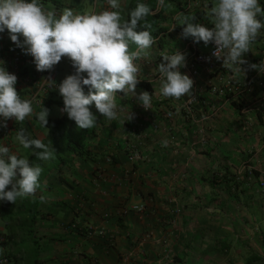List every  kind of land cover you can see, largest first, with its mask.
Returning a JSON list of instances; mask_svg holds the SVG:
<instances>
[{"label": "crops", "instance_id": "obj_1", "mask_svg": "<svg viewBox=\"0 0 264 264\" xmlns=\"http://www.w3.org/2000/svg\"><path fill=\"white\" fill-rule=\"evenodd\" d=\"M40 2L57 15L65 8L80 14L111 10L107 0ZM132 2L120 0L125 19ZM215 2L164 0L157 10L161 17L156 25L164 32L154 38L147 56L134 61L140 68L138 80L152 89L154 118L137 99L144 91L136 88L135 97L122 93L116 98L124 109L118 119L92 112L97 124L84 140L87 155L60 172L51 171L42 189L18 198L12 208L0 201V258L6 257L7 264H264V90L257 87L259 70L250 67L264 62V29L242 56L243 73L218 63L199 67L193 77V54L208 52L210 44L203 50V41L185 38L186 25L177 17L195 16L191 23L211 30L207 12ZM259 3L264 7V0ZM258 19L264 22V16ZM173 27L182 30L172 38ZM19 40L23 43L24 38ZM162 52L185 55L180 72L194 81L192 94L198 92L190 118L181 111L188 96L177 100L160 93L157 66L164 63ZM15 57L20 59L15 88L27 99L36 85L22 80L41 81L46 71L36 70L34 58L5 29L0 33V66L10 74ZM57 65V89L41 95V104L32 105L33 115L25 121L8 119L1 127L0 147H8L10 154L29 158L30 150L16 140L21 129L30 138H46L47 129L34 116L42 107H56L46 106V101L61 98ZM219 70L224 80L218 79ZM228 79L240 85L233 94L209 92ZM131 111L134 118L128 121ZM168 111L175 113L170 122L163 118ZM61 116L60 109L57 118ZM132 152L141 157L135 164L128 159ZM89 227L95 234H86Z\"/></svg>", "mask_w": 264, "mask_h": 264}, {"label": "clouds", "instance_id": "obj_2", "mask_svg": "<svg viewBox=\"0 0 264 264\" xmlns=\"http://www.w3.org/2000/svg\"><path fill=\"white\" fill-rule=\"evenodd\" d=\"M107 2L111 10L98 13L88 10L80 14L65 8L57 15L47 10L40 0H0V33L7 29L11 41L34 58L37 71L51 70L63 57L72 61L76 72L59 84L58 91L63 97V111L81 129L89 130L97 124V117L90 111L93 102L104 118L118 119L124 109L116 103L117 93L136 96L140 68L134 61L147 56V50L156 43L149 31L152 24L146 22L153 14L150 6L138 3L125 19L120 0ZM158 3L163 6L164 0ZM207 16L214 25L211 30L191 23L195 16H178L180 25H186L182 35L195 38L197 43L203 41L205 45L214 42V55L223 60V66L243 73L241 65L246 61L242 56L250 51L264 29V22L258 19L264 16V7L259 0H216ZM141 21L145 23L141 25ZM138 26L146 30L137 31ZM20 36L24 38L23 43ZM132 44L136 45L135 51L130 50ZM161 56L164 63L157 66L161 77L160 93L177 100L191 97L194 81L180 72L186 66L185 55L162 52ZM250 67L264 72V62ZM47 82L55 85L50 79ZM16 83V75L0 66V117L5 121L23 122L33 115V106L30 100L18 94ZM84 86L95 89V93L90 91L85 95ZM137 99L145 109L150 108L152 96L149 93L142 92ZM48 115L49 110L44 107L36 113L37 120L45 128ZM133 118L131 111L127 120ZM16 140L24 149L41 150L35 153L39 160H48L54 155L52 147L40 139H31L24 129L17 131ZM41 173L42 168L33 165L27 157H18L10 154L8 147H0V201L15 204L18 198L34 195L40 187ZM9 186L10 191L6 190ZM44 199L41 196L42 202Z\"/></svg>", "mask_w": 264, "mask_h": 264}, {"label": "trees", "instance_id": "obj_3", "mask_svg": "<svg viewBox=\"0 0 264 264\" xmlns=\"http://www.w3.org/2000/svg\"><path fill=\"white\" fill-rule=\"evenodd\" d=\"M138 3H144L150 6L152 12H154L152 15H149L146 18V22L152 24V28L149 29V31L152 32L153 38L158 37L161 33L164 32L163 29L157 27L156 25L157 21L161 17L160 11H157V6L159 4L158 0H144V1L134 0V2H132L130 6L129 13L131 10H133L136 7ZM143 23H145V21H141V25H143ZM180 28L174 29L173 27L172 31L169 32V36L173 38L179 30H182ZM143 30L146 29L138 26L137 31H143ZM130 50L131 51L136 50V45L132 44ZM68 66H69V75L75 74L76 69L73 67V63L70 59L68 60ZM137 89L147 92L149 94L152 92L150 85L145 81H140V83L137 85ZM118 95L120 96L122 95V93H118ZM46 106L48 107L56 106L60 108L62 110V116L56 119H51L47 117L48 119V124L46 126L47 128L42 126L44 129H47L46 138L42 142L46 145H49V147H52L54 151L53 157L48 160H39L37 159L35 153L41 150L35 148L29 149L30 155L28 159L30 160V162L33 165H39L42 168V173L39 178L40 187L38 189L43 188L42 187L43 181L47 178V176L51 171L60 172L62 166L69 164L75 158L87 155V151L84 146V140L88 135H90L94 131V127L89 130L81 129L77 126L74 120L69 119L67 113L63 111L64 103L62 96L60 99L55 101H46ZM34 119L38 124H40L36 116H34ZM31 139H35V138H31ZM6 190L10 191L11 186H9V188ZM4 205L5 208H10L11 205L13 204L12 203L9 204L8 202H5ZM2 215H4V212L2 213Z\"/></svg>", "mask_w": 264, "mask_h": 264}, {"label": "built area", "instance_id": "obj_4", "mask_svg": "<svg viewBox=\"0 0 264 264\" xmlns=\"http://www.w3.org/2000/svg\"><path fill=\"white\" fill-rule=\"evenodd\" d=\"M157 8H160V5L158 4ZM210 44V49L208 50V52L206 53H195L192 56V60L189 63V70L191 72V75L193 77H196L198 75V68L201 66H205V65H211L215 67V65L217 66L220 65L221 67L223 66V60L221 59H217L214 55V52L216 51V45L214 42H209ZM19 63H20V59L18 57H15L13 59V70L12 73L14 75H16V77L19 76ZM227 68V67H224ZM218 79L219 80H224L223 77L221 76V70L218 71ZM54 76H55V67H53L51 70L46 71L42 76V80L40 81V78H31V77H27L24 78L22 80L23 84L25 85H36V88L33 92L32 95H30L27 99L30 100L33 104H36L37 106H39L40 103V96L43 95L46 92L52 91V90H56L57 89V85L55 83L54 84H50L49 82H47V80H51L54 81ZM259 77L260 80L257 82V87L260 88L261 90H264V72L259 71ZM226 82L222 83V85L218 86V85H212L209 88V92L212 95H218V96H224L226 94H233L235 91H237L240 88V85L237 83H232L230 81V79L225 80ZM55 82V81H54ZM198 102V92L193 93L191 97H188L184 103L182 104L181 107V111L185 113L186 117H191L192 111H193V107L196 105V103ZM95 110L96 107H95ZM145 112L147 113L148 117L150 116L151 118L155 117V113L153 112L152 109V104L150 105L149 109H144ZM98 111V110H97ZM164 120L167 122L172 121L175 118V113L174 111H168L164 114ZM5 123V120L3 117H0V135H1V127L2 125ZM129 161L133 164L139 162L141 160L140 155L137 152H132L129 154L128 157ZM131 210H135V211H140L142 210L141 208H137V207H133L131 208ZM128 212V209L126 210H122L121 213L123 215H126ZM86 234L88 236H91L93 234H95V230L92 227H89L88 229H86ZM98 235L102 236L103 232L102 231H98L97 232ZM8 260L6 257H2L0 258V264H7Z\"/></svg>", "mask_w": 264, "mask_h": 264}, {"label": "rangeland", "instance_id": "obj_5", "mask_svg": "<svg viewBox=\"0 0 264 264\" xmlns=\"http://www.w3.org/2000/svg\"><path fill=\"white\" fill-rule=\"evenodd\" d=\"M202 49L203 50H205V49H208V46L207 45H202ZM65 58H63V59H61V61L58 63V65H57V69H58V71H56V73H57V82L60 84V83H62V81L67 77V76H69V67H68V62H66V60H64ZM82 76L83 77H87V74L86 73H83L82 74ZM93 92V93H95V89H91L89 86H84V93H85V95H87V94H89V92ZM129 95H131V94H129ZM128 95V96H129ZM120 96H122V95H120ZM120 96L118 95V93H117V98L119 97L120 98ZM90 107H91V110H92V112L93 113H95L96 112V110H95V104H94V102H93V104L92 105H90ZM49 115H48V117H50V118H57L58 116H60V109H58L57 107H50L49 109ZM14 205V204H13ZM4 215H6V213H4ZM20 216V215H19ZM3 220V219H2ZM3 222H4V220H3ZM28 258H30V253L28 252V255H27V261L29 260Z\"/></svg>", "mask_w": 264, "mask_h": 264}]
</instances>
